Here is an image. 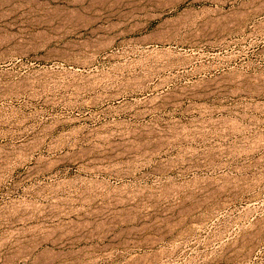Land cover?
<instances>
[{
    "label": "rangeland",
    "instance_id": "1",
    "mask_svg": "<svg viewBox=\"0 0 264 264\" xmlns=\"http://www.w3.org/2000/svg\"><path fill=\"white\" fill-rule=\"evenodd\" d=\"M246 1L172 0L170 9L158 0H0V51L54 53L119 16L230 19ZM250 11L226 34L210 21L178 26L197 43L194 65L263 73L250 89L222 78L196 93L185 77L159 72L143 83L165 86L134 106L108 96L142 70L79 98L59 88L57 73L34 97L0 102V264H264V12ZM26 67L9 71L29 78L38 69ZM85 98L94 105L79 108ZM60 141L65 150L48 149Z\"/></svg>",
    "mask_w": 264,
    "mask_h": 264
},
{
    "label": "bare ground",
    "instance_id": "2",
    "mask_svg": "<svg viewBox=\"0 0 264 264\" xmlns=\"http://www.w3.org/2000/svg\"><path fill=\"white\" fill-rule=\"evenodd\" d=\"M159 1L164 2L170 7V9L177 6L175 2H172V0H158V2ZM257 1L258 3L256 4ZM249 9H254V12L250 11L247 13L250 17H252L255 13L263 14L264 0H247L243 3V5H241L240 10L235 12L230 19L225 17L213 18L210 20V18L206 16L177 13H171L168 17L163 16L161 13H144L122 17L119 16L120 18L114 21L105 19L106 21L104 24L92 28L88 32L89 36L83 38L79 42L68 44L62 50H58L57 52L55 51L54 53L48 52L44 55L20 49H7L0 51V102L14 100L22 96L34 97L37 93V88L44 87L47 79H51L50 76L54 77L52 75L57 73H60V76L65 79V82L60 84L59 88L64 91L67 90L71 92L73 96L78 97L80 95L83 96L92 93V91L98 88L102 82L112 80L117 73L123 77L125 73L142 70L144 72V76L137 74L127 80L128 83L129 81H133V85L127 83L124 86L125 88L123 91H117L108 96L109 100H117L118 103H122L126 99H131L134 102V106L145 101V94L160 89L166 83H161L159 81L160 83L151 87L143 83L144 77L149 74H156L159 72H173L185 77L188 79L187 83L190 91L196 90V93H198V89L202 87L206 88V86L214 84L222 78L225 82L234 84L236 89H250L254 86L251 84L255 81H257V83L261 82L263 79V73L255 72L253 74H249L246 70L241 71L239 69H233L217 74L216 72L219 69L218 66L194 65L193 60L195 59L192 58V55L189 54V52L195 50L197 43L194 39L192 40L189 38V35L187 37V33H183L182 35L178 30L179 25L185 24L188 21L198 20L213 22L214 27L217 28L220 33L226 34L231 32L229 24L231 23L233 25H237L240 16L245 14ZM261 53L263 57L262 62L264 63V49ZM105 61H113L111 62L110 72L103 73L99 71L96 73L99 64ZM234 61L235 58H231L229 63L226 65L227 68L229 66H235L236 64ZM16 63L19 66L25 65L27 67H38V69L34 70V75L30 76V79L25 76H14L11 74L9 69L14 67ZM5 78L8 80H4ZM54 86L56 87L55 84ZM43 89L45 90V88ZM41 93H43V91H41ZM70 101L67 100V102ZM82 103L83 104L79 106V108L94 105V101L91 98H85ZM163 105V103H155L152 108L157 110L160 107H163ZM127 112L128 114H131L130 116L133 118H139L144 111L141 113L139 110L131 106ZM136 131V128L133 129L134 134ZM78 132L79 128H75L67 135V139L71 138V141L69 140L70 142L67 141L68 145L67 143L60 141L57 144L54 143L50 145L48 149L51 151L52 149L63 150L67 146H70V149L76 148L79 143V140H77ZM40 143H34L35 145H32L30 150H39ZM61 159L56 158L52 162H49L50 164H48V166H50L48 169L51 171L55 168L61 162ZM103 170L104 169L101 168H88L86 169V172L94 175ZM94 200H96V198Z\"/></svg>",
    "mask_w": 264,
    "mask_h": 264
}]
</instances>
